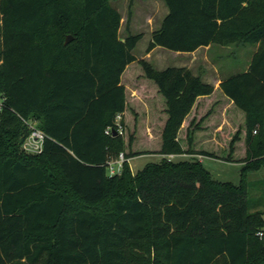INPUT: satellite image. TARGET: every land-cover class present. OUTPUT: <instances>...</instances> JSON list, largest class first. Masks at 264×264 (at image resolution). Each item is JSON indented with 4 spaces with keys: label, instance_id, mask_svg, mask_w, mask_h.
<instances>
[{
    "label": "trees",
    "instance_id": "trees-1",
    "mask_svg": "<svg viewBox=\"0 0 264 264\" xmlns=\"http://www.w3.org/2000/svg\"><path fill=\"white\" fill-rule=\"evenodd\" d=\"M161 1L148 53L257 47L248 69L216 92L187 67L138 59L144 35L121 38L109 0H0V264H264L248 178L264 169V0ZM135 89L163 104L149 112L155 138L150 124L129 130ZM118 115L123 134H107ZM28 122L47 135L40 154L22 149ZM121 153L163 157L110 176ZM197 156L243 163L241 182Z\"/></svg>",
    "mask_w": 264,
    "mask_h": 264
},
{
    "label": "rangeland",
    "instance_id": "rangeland-1",
    "mask_svg": "<svg viewBox=\"0 0 264 264\" xmlns=\"http://www.w3.org/2000/svg\"><path fill=\"white\" fill-rule=\"evenodd\" d=\"M109 2L114 7H116L122 14V37H126L128 32H132L135 34L142 33L144 35L143 39L138 43V47L135 50V55L139 59L141 56L147 53L146 49L151 40L152 32L160 27L164 17L169 12L168 7L166 6L165 2L160 0H133L131 10V0H109ZM233 47L235 48L236 46H223L215 44L210 48L201 49L196 53L176 52L161 47L158 48V51L153 53V60L150 61L151 63H153L154 67L159 70H162L169 66H185L190 67L191 70L196 73L208 74V76H210L211 78L212 76L217 75H219L220 77H224L226 74H228L226 70L227 62L233 61L236 58H234V56H236L235 54L237 51H234ZM251 50V48L244 49L245 59L249 57V53L251 52ZM231 52H233L234 55H229ZM159 60H163L164 62L159 63ZM133 86L134 85H130V90H133ZM138 90L139 89H135L133 92V96L137 98L138 104H131L135 115L133 116L131 129L129 130L130 132L132 131L134 134H136L139 130L148 127L150 124V128L152 126L151 130L154 132V136L152 138H155V134L158 135L157 128L159 127V124L156 125V123L159 115L149 117V112L153 110H162L163 104H147L148 100L151 99L150 97L154 94H151L150 96H143L141 94L143 92ZM135 91L137 92L135 93ZM151 120L152 122H150ZM212 124L213 122L210 123V125ZM212 137L214 139V136ZM217 139H223L222 135H219L218 133ZM223 152V156L224 154H227L225 151ZM162 157L163 156L157 154L141 155L138 157L130 158L128 164L133 174H136L146 164L151 162H158L162 159ZM168 158L179 160L189 157L169 156ZM197 158L200 159L203 162L204 166L211 171L213 177L216 180L222 182H232L236 185L241 182V172L243 163H229L227 161L213 159L206 156H197ZM248 178L250 210L251 212L258 210L264 212V169L260 171L251 172ZM261 231L264 233V228H262ZM140 253L145 254V251L140 250ZM147 256L151 258L153 257V255H150V253H147Z\"/></svg>",
    "mask_w": 264,
    "mask_h": 264
},
{
    "label": "built area",
    "instance_id": "built-area-1",
    "mask_svg": "<svg viewBox=\"0 0 264 264\" xmlns=\"http://www.w3.org/2000/svg\"><path fill=\"white\" fill-rule=\"evenodd\" d=\"M5 101H6L5 97H3L0 94V112L5 108ZM121 121H122V115H118L116 117V121H115L117 129L116 128H108L106 130V133L111 135V134H113V131L116 130L117 134H123V126L121 124ZM28 125L31 129V132L28 135V137L26 138V140L24 141L22 149L26 153L40 154L44 150L47 135L44 131H42L41 129H39L37 127V124L35 122H28ZM172 157H174V156H172ZM126 161H129V159H127L125 157V155L123 153H121L118 158L114 159L112 162H110L108 164L109 175L110 176H116V175L122 174L124 164ZM258 235L261 238L264 237L263 232H259Z\"/></svg>",
    "mask_w": 264,
    "mask_h": 264
},
{
    "label": "crops",
    "instance_id": "crops-1",
    "mask_svg": "<svg viewBox=\"0 0 264 264\" xmlns=\"http://www.w3.org/2000/svg\"><path fill=\"white\" fill-rule=\"evenodd\" d=\"M161 1V0H160ZM166 13H167V11H166ZM121 26H122V23H121ZM158 29V28H157ZM156 30V29H155ZM152 32V31H151ZM150 34V33H149ZM120 37L121 38H125V37H122L121 36V27H120ZM213 45H210V46H207V47H201V48H199L197 51H195V52H193V53H196V52H198V51H200L201 49H207V48H210V47H212ZM236 47L234 48L233 47V49H234V51L236 50L237 52H236V56H234V58H235V60H233V61H230V62H227V68H226V70H227V72H228V74H226L224 77H220L219 75H217V76H212V78L210 77V76H208V74H203V73H196V72H194L193 70V73L195 74V75H200V76H202V78H203V80L205 81V82H207V83H210V84H213L214 85V87H215V89H216V92L218 91V89H219V87H220V84H221V82H222V80L223 79H225V78H227V77H229V76H231V75H234V74H238V73H241V72H244V71H246L247 69H248V67H249V64H250V61H251V58H252V54L254 53V51H256L257 50V47H253V46H242V45H235ZM137 47H138V45H137ZM158 48H161V47H157V48H155L154 50H152L150 53H146L145 55H143V56H141L139 59H145V60H147V61H149L150 63H151V61L150 60H153V53L154 52H156V51H158ZM252 49L251 50V52L249 53V57L247 58V59H245V56H244V49ZM136 50V49H135ZM147 50V49H146ZM231 54H233L234 55V53L233 52H231L229 55H231ZM159 63L161 62H164L163 60H159L158 61ZM151 64H153V63H151ZM181 67H185V66H181ZM167 68V67H166ZM187 68H189L190 70H191V68L190 67H187ZM157 69V68H156ZM165 69V68H164ZM159 70V69H158ZM163 70V69H162ZM137 91H135V93H136ZM213 96H209V97H203V98H199L198 100H197V103L196 104H209L210 103V99L212 98ZM113 161V159H111V160H109L108 161V164L110 163V162H112Z\"/></svg>",
    "mask_w": 264,
    "mask_h": 264
},
{
    "label": "water",
    "instance_id": "water-1",
    "mask_svg": "<svg viewBox=\"0 0 264 264\" xmlns=\"http://www.w3.org/2000/svg\"><path fill=\"white\" fill-rule=\"evenodd\" d=\"M72 40H73V36L69 35V36L67 37V39H66V44L70 43ZM113 134H114V135H117V131L114 130V131H113Z\"/></svg>",
    "mask_w": 264,
    "mask_h": 264
}]
</instances>
